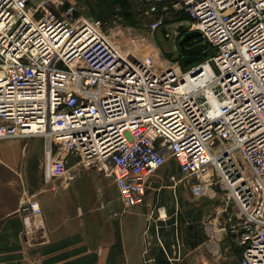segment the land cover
I'll return each mask as SVG.
<instances>
[{
  "label": "built area",
  "instance_id": "built-area-1",
  "mask_svg": "<svg viewBox=\"0 0 264 264\" xmlns=\"http://www.w3.org/2000/svg\"><path fill=\"white\" fill-rule=\"evenodd\" d=\"M138 1L161 13L143 36L82 14L77 0H0V141L43 139L46 181L64 177L70 157L95 167L124 210L174 161L195 199L225 200L208 227L213 253L225 237L239 264H264V0ZM166 3L209 52L185 71L146 41ZM22 211L42 216L33 197Z\"/></svg>",
  "mask_w": 264,
  "mask_h": 264
},
{
  "label": "crops",
  "instance_id": "crops-1",
  "mask_svg": "<svg viewBox=\"0 0 264 264\" xmlns=\"http://www.w3.org/2000/svg\"><path fill=\"white\" fill-rule=\"evenodd\" d=\"M43 1L29 0L34 5ZM24 140L0 141V264H160L165 260H179L175 258L176 247L180 256L178 239L177 245L173 238L163 243L157 225L152 227L147 221L152 211L142 206L120 213L117 223L109 220L108 212L100 213L96 221L87 217L77 222L78 203L90 198L92 193L65 178L46 181L45 177H35V153L33 150L27 154ZM173 168L179 173L176 163L168 161L152 177L149 186L155 178L174 175L169 172ZM80 180L85 181L87 177ZM25 197L38 201L42 210L40 218L25 219L26 214L22 211ZM163 212L165 214L164 209ZM157 220H161V228L166 227L161 211L153 222ZM211 223H215V218ZM207 241L208 237L204 242L196 239L192 251L204 245L213 252L209 248L213 244L208 246ZM220 241L228 239L220 237L213 241L218 261L223 250Z\"/></svg>",
  "mask_w": 264,
  "mask_h": 264
},
{
  "label": "rangeland",
  "instance_id": "rangeland-1",
  "mask_svg": "<svg viewBox=\"0 0 264 264\" xmlns=\"http://www.w3.org/2000/svg\"><path fill=\"white\" fill-rule=\"evenodd\" d=\"M77 1L82 14L99 18L110 25L113 22H118L121 29H130L132 34L140 36L145 35V30L151 23V17L153 16L146 14V5L138 0H109L108 4L102 3L101 0ZM163 7L166 8L162 16L163 27L157 31L155 40L152 43L146 39L147 42H150L148 45H155L159 55V62L165 64L180 57H198L201 54L205 57V47L203 51L194 52L197 46L205 45L200 36L184 41V31L177 32L176 30L175 33L172 30L173 27H178L181 23L187 21H179L181 16L180 11L175 10L170 3H166L162 7L159 6V9L161 10ZM123 14H126L129 20L125 19ZM158 15H161V13L159 12ZM162 29H166L165 33L169 32L168 38L163 35ZM189 67L184 68V71ZM24 141L27 144L25 147L27 154H30L33 150L35 153L34 158L36 161L33 170L35 177H44V141L37 137L25 138ZM169 172L174 174L176 180H178L175 189L172 188L173 182L168 177L155 178L153 183L148 186L149 189L147 190L145 201L140 205L144 209L152 211L150 214L151 218L147 221L151 223L152 227L155 224L157 225L159 238L163 243L164 241L170 242L172 238L176 245L177 239L180 243V256L178 257V247H176L177 252L175 256L179 260H165L164 262H160V264H238L239 250L236 249L229 239L228 241L219 242L220 247L223 248L219 261L216 260L215 253L208 251L204 245L197 251H192V246L196 239L199 242H204L207 239V228L210 226L212 220H214L216 210L218 207L224 205L225 200L222 195L216 197L213 194L203 195L195 199L191 191L193 180L183 179L177 173L176 168L169 169ZM82 177H87V180L81 181ZM62 178L67 179V182L77 183L81 189H86L92 193L90 198L87 197L81 203H78L77 222L84 221L87 217L89 220L96 221V218L99 219L98 215L100 213L108 212L109 220L117 223V219L120 216H116L115 213H122L126 210L128 212L133 208L135 209V206L129 207L126 210L123 209V205L118 200V192L111 177L105 176L103 173L97 171L95 167H89L85 163H80L77 159L72 157L68 159L67 173ZM229 206H234L231 200L229 201ZM163 209L165 210L166 216L164 214V217L167 223L165 228H161L159 222L161 220L153 222V220L159 218L160 211L161 217H163ZM123 217H125L124 214ZM143 220L145 222L146 218ZM173 222L175 225L171 226L170 224ZM225 247H228L227 251H224Z\"/></svg>",
  "mask_w": 264,
  "mask_h": 264
},
{
  "label": "trees",
  "instance_id": "trees-1",
  "mask_svg": "<svg viewBox=\"0 0 264 264\" xmlns=\"http://www.w3.org/2000/svg\"><path fill=\"white\" fill-rule=\"evenodd\" d=\"M104 2L108 4V2H110V1L109 0H104ZM159 12L156 13V14H152L153 15L152 16L153 19L151 17V21L150 22H152L153 20H156L158 18V16H160V15H158ZM123 15H124V18L125 19H128L129 18L126 14H123ZM183 20H187V17L185 15H183V16L181 15L180 18H179V21H183ZM104 22H106V21H104ZM204 58L205 57L201 54V56H198V57H180L179 59H177L176 62L179 63L181 65L182 69L184 70V68H186V67L193 66V65H196V64L200 63L201 61L204 60ZM169 59H171V58H169ZM117 238L119 239L118 235H117ZM239 254H240V251H239Z\"/></svg>",
  "mask_w": 264,
  "mask_h": 264
},
{
  "label": "water",
  "instance_id": "water-1",
  "mask_svg": "<svg viewBox=\"0 0 264 264\" xmlns=\"http://www.w3.org/2000/svg\"><path fill=\"white\" fill-rule=\"evenodd\" d=\"M188 28H189V22L188 21H186V22H184V23H181L178 27H173V31H175V33H176V30H177V32L178 31H184L185 32V37H184V41H186V40H188V39H190V38H193V37H198V36H200V33H198V32H195V31H193V32H189L188 31ZM205 44V43H204ZM204 47L206 48V44L205 45H203V46H197L196 47V49H194V52L196 53V52H200L201 50L203 51V49H204ZM189 53V52H188ZM204 54H205V56H208L209 55V52L208 51H206V52H204ZM200 71H199V69L198 68H196L193 72H192V75H196V74H198Z\"/></svg>",
  "mask_w": 264,
  "mask_h": 264
},
{
  "label": "bare ground",
  "instance_id": "bare-ground-1",
  "mask_svg": "<svg viewBox=\"0 0 264 264\" xmlns=\"http://www.w3.org/2000/svg\"><path fill=\"white\" fill-rule=\"evenodd\" d=\"M162 216L164 217V212H162Z\"/></svg>",
  "mask_w": 264,
  "mask_h": 264
}]
</instances>
